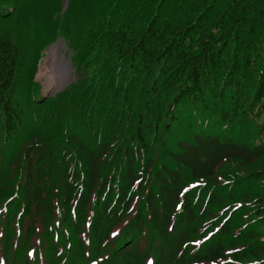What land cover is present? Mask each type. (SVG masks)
<instances>
[{
	"label": "trees",
	"instance_id": "obj_1",
	"mask_svg": "<svg viewBox=\"0 0 264 264\" xmlns=\"http://www.w3.org/2000/svg\"><path fill=\"white\" fill-rule=\"evenodd\" d=\"M62 5L0 0V264H264V0Z\"/></svg>",
	"mask_w": 264,
	"mask_h": 264
},
{
	"label": "bare ground",
	"instance_id": "obj_2",
	"mask_svg": "<svg viewBox=\"0 0 264 264\" xmlns=\"http://www.w3.org/2000/svg\"><path fill=\"white\" fill-rule=\"evenodd\" d=\"M58 47L57 45L46 50L43 64L40 67L38 66L37 69L38 74H36V77L38 75L40 79L42 78L46 81V93H48L49 90H51L53 94L60 92L65 88L64 85L70 77L67 70H71L72 68L69 63L59 61L60 58L57 57ZM54 48L57 49V51Z\"/></svg>",
	"mask_w": 264,
	"mask_h": 264
},
{
	"label": "rangeland",
	"instance_id": "obj_3",
	"mask_svg": "<svg viewBox=\"0 0 264 264\" xmlns=\"http://www.w3.org/2000/svg\"><path fill=\"white\" fill-rule=\"evenodd\" d=\"M63 2H64V0H63ZM63 6V5H62ZM63 10V9H62ZM66 49H65V45H64V43L63 42H61V44L59 45V47H58V52H57V57L58 58H60L59 59V61L60 62H63V63H69L70 64V60H69V58H68V55L66 54ZM45 52H46V50H45ZM44 52V55H43V57L41 58V61H40V64L38 65L39 67L43 64V61H44V56H45V53ZM37 69H38V67H37ZM67 72H68V75L71 77V80L68 82V84H66L64 87L66 88L72 81H74L75 80V78H74V75H73V72H72V69L71 70H67ZM35 74H38V72L36 71V73ZM34 79H35V76H34ZM35 81H37V82H39V84L42 86V88H43V91L45 90V87H47L46 85V81L44 80V79H40L39 77H38V75H37V77H36V79H35ZM64 88V89H65ZM64 89H62L60 92H62ZM48 90V89H47ZM60 92H58V93H60ZM44 93H46V91H44ZM49 93H52V91L51 90H49ZM58 93H55L54 95H51V97H54L56 94H58ZM43 97H47L46 95L44 96V94L42 95ZM50 96V95H49Z\"/></svg>",
	"mask_w": 264,
	"mask_h": 264
},
{
	"label": "water",
	"instance_id": "obj_4",
	"mask_svg": "<svg viewBox=\"0 0 264 264\" xmlns=\"http://www.w3.org/2000/svg\"><path fill=\"white\" fill-rule=\"evenodd\" d=\"M67 1H68V0H64V2H63V6H62V9H63V10H65V8H66ZM60 44H61V41H60V40H57L54 44L49 45V46L46 48V50L51 49V47L53 48V47H55V46H57V45L59 46ZM54 49H55V48H54ZM55 50L57 51V49H55ZM35 79H36V74H35ZM70 80H71V77H69V79H68V81L66 82V84H68V82H69ZM66 84H65V85H66ZM65 85H64V86H65ZM41 88H42V86H41ZM42 91H43V88H42ZM44 91H45V90H44ZM44 91H43V94H44ZM45 95H46V96H49V95L51 96V95H54V94L48 92V93H45L44 96H45Z\"/></svg>",
	"mask_w": 264,
	"mask_h": 264
}]
</instances>
